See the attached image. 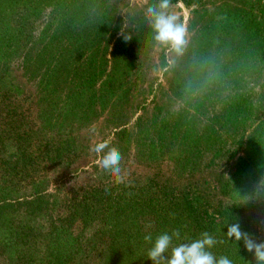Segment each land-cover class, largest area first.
<instances>
[{
  "label": "rangeland",
  "instance_id": "obj_1",
  "mask_svg": "<svg viewBox=\"0 0 264 264\" xmlns=\"http://www.w3.org/2000/svg\"><path fill=\"white\" fill-rule=\"evenodd\" d=\"M158 3L0 0V90L24 103L41 138H67L60 165H71L67 181L51 167L41 193L19 182L17 199L0 177L1 236V213L39 222L44 212L66 214L83 187L115 181L91 151L108 140L123 156V181L198 193L227 211L226 225L236 215L264 242V0L170 1L186 27L180 54L154 40L145 13ZM5 198L15 207L2 210ZM21 251L9 245L0 264H17ZM102 258L83 254L80 264Z\"/></svg>",
  "mask_w": 264,
  "mask_h": 264
},
{
  "label": "trees",
  "instance_id": "obj_2",
  "mask_svg": "<svg viewBox=\"0 0 264 264\" xmlns=\"http://www.w3.org/2000/svg\"><path fill=\"white\" fill-rule=\"evenodd\" d=\"M18 100L9 91L0 90V123L5 125L0 131V177L3 188L9 187L15 199L21 190L19 182H31L29 186L34 185L33 191L41 193L39 186L46 180L51 167L57 181H67L71 167L67 163L63 167L60 165L70 154L63 146L67 138L63 137L61 144L56 139L41 138V129L35 127L28 108ZM101 181L70 195L65 201L66 214L57 210L54 214L44 212L46 216L39 222L32 218L10 222L11 218L3 221L5 215L1 213L4 216H1V225L7 230L0 235V256L9 245L21 243L27 252L17 253V264H80L83 254L97 251L103 253L101 264H152L147 259L150 245L144 236L150 232L155 239L162 233L171 235L178 231L179 238L173 237L171 247L189 244L207 232L217 242L210 249L214 256H226L232 264H251L245 258L244 242L227 235L232 225H226L219 216L226 217L227 211L221 213L198 193L178 194L155 180L139 184ZM2 203V210L16 205L6 198ZM56 212L59 214L55 215ZM232 222L239 225L236 215ZM60 238L64 239L63 248ZM171 247L164 254L165 259L170 257Z\"/></svg>",
  "mask_w": 264,
  "mask_h": 264
},
{
  "label": "clouds",
  "instance_id": "obj_3",
  "mask_svg": "<svg viewBox=\"0 0 264 264\" xmlns=\"http://www.w3.org/2000/svg\"><path fill=\"white\" fill-rule=\"evenodd\" d=\"M170 0H159L157 6L149 7L145 13L155 35L154 40L162 45H167L170 51L180 54L186 44V27L180 22L179 16L168 11ZM127 40V37H124ZM92 133L96 132L95 127L91 128ZM110 141L103 140L95 144L91 151L97 155V166L107 175L111 176L117 183L123 182L122 160L120 150L113 146L109 147ZM107 149V151H105ZM179 232L171 235L162 233L153 239L149 232L144 236L146 243L150 245L147 250V259L152 264H232L226 257H216L210 251L217 243L213 236L204 232L201 238L189 244H179L171 247L173 237L179 238ZM227 235L236 240L244 242L245 250L252 253L257 264H264V242H256L247 234L242 233L238 224L228 228ZM171 247V255L167 259L164 254Z\"/></svg>",
  "mask_w": 264,
  "mask_h": 264
}]
</instances>
